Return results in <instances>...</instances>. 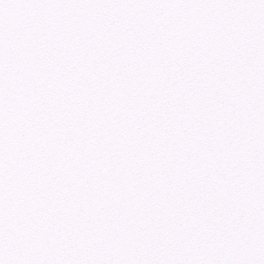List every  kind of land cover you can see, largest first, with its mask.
Listing matches in <instances>:
<instances>
[{
    "label": "snow or ice",
    "instance_id": "obj_1",
    "mask_svg": "<svg viewBox=\"0 0 264 264\" xmlns=\"http://www.w3.org/2000/svg\"><path fill=\"white\" fill-rule=\"evenodd\" d=\"M0 264H264V0H0Z\"/></svg>",
    "mask_w": 264,
    "mask_h": 264
}]
</instances>
